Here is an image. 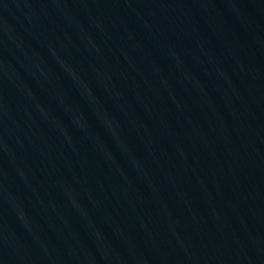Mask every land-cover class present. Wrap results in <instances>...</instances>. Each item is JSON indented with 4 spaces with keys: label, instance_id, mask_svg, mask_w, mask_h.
<instances>
[{
    "label": "water",
    "instance_id": "obj_1",
    "mask_svg": "<svg viewBox=\"0 0 264 264\" xmlns=\"http://www.w3.org/2000/svg\"><path fill=\"white\" fill-rule=\"evenodd\" d=\"M0 264H264V0H0Z\"/></svg>",
    "mask_w": 264,
    "mask_h": 264
}]
</instances>
